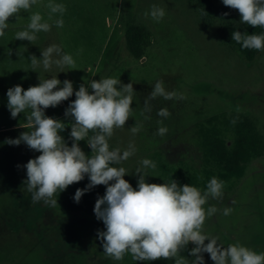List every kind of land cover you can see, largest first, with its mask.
I'll list each match as a JSON object with an SVG mask.
<instances>
[{
    "label": "rangeland",
    "instance_id": "374dc122",
    "mask_svg": "<svg viewBox=\"0 0 264 264\" xmlns=\"http://www.w3.org/2000/svg\"><path fill=\"white\" fill-rule=\"evenodd\" d=\"M54 2L66 5L67 10L62 17L52 14L51 31L38 33L35 42L15 40V33L24 30L31 12L39 11L47 20L49 9L44 5L48 0H39L31 12H21L23 19L18 23L10 17L11 25L0 37V264H174L164 259L136 262L130 254L122 261L106 256L97 239V231L106 229L93 211L97 197L105 194L104 185L68 206L59 200L62 192L57 193L54 207L32 202L23 185L27 176L22 166L40 153L23 143H3L27 131L20 127L25 123L23 113L11 118L6 93L15 85L27 90L38 85L39 78L53 76L72 81L74 92L81 84L88 86L100 78L133 83L137 93L131 105L133 116L109 140L111 148L122 150L130 141L135 143V155L119 165L130 173L124 179L135 188L138 177L134 171L148 158L157 164L155 170H147L148 183L174 179L203 191L212 177L225 181L223 199H210L205 205L219 211L206 218L204 234L217 238L224 247L239 242L264 252V51L246 49L247 57L227 35L244 27L248 34H261L264 28L241 24L238 10L226 7L222 0ZM154 4L166 11L160 22L144 15ZM61 18L63 27H56L53 22ZM132 26L144 28L147 34L139 59L126 50L125 32ZM51 44L73 54L76 68L60 72L53 66L45 72L41 66L32 71L28 58H42L41 51ZM159 79L186 99L151 101V120L144 121L143 129L133 136L130 127L143 120L144 100ZM73 100L74 94L45 114L68 123L64 112ZM164 107L171 116L159 124L162 118L157 111ZM161 126L169 130L164 137L154 135ZM70 131L68 127L61 133L69 146ZM79 144L91 154L86 141ZM82 181L85 187L89 183L87 176ZM224 207L233 209L230 215L223 214ZM193 247L190 243L181 253L189 264L194 259L189 255ZM203 256L205 264H214L208 253Z\"/></svg>",
    "mask_w": 264,
    "mask_h": 264
},
{
    "label": "clouds",
    "instance_id": "9594fccd",
    "mask_svg": "<svg viewBox=\"0 0 264 264\" xmlns=\"http://www.w3.org/2000/svg\"><path fill=\"white\" fill-rule=\"evenodd\" d=\"M38 2L0 0V37L5 36L10 27V17H15L18 23L23 19L20 13L31 12ZM222 3L238 10L241 24L264 28V0H222ZM44 7L49 9L48 19L45 20L39 11L31 12L24 30L15 33V40L35 42L38 33L51 31L53 24L49 21L52 14L58 13L62 17L67 10L66 5L54 0H48ZM144 15L160 22L166 11L154 4ZM53 23L62 28L64 21L61 18ZM232 41L243 49L264 51V33L248 34L237 30L232 33ZM82 51L78 50L76 55ZM41 57L38 59L31 55L28 58L32 71L41 66L45 72L53 66L60 72H65V68H76L74 55L64 52L58 44H51L42 50ZM39 80L38 85L27 90L21 85L7 90V108L11 118L16 119L23 113L25 123L20 127L27 131L3 142L10 146L23 143L30 150L40 153L22 166L27 176L23 185L31 194L33 203L43 202L54 207L58 204L57 193L87 176L89 183L83 189L78 188L73 199L79 203L86 192L98 185L106 186L105 194L97 197L93 211L106 229L97 231V239L103 252L112 260L122 261L130 254L136 262L164 259L174 260V264H189L181 253L191 243L194 245L189 252L194 257L191 264H205L203 253H208L214 264H264V252L258 253L239 242L224 247L217 238H210L203 232L206 218L219 211L215 206L205 208V205L210 199H223L225 181L212 177L203 191L189 184L180 185L174 179L162 184L148 183L146 177L150 175L147 170L157 168L156 162L148 158L142 159L134 171L138 177L135 188L124 179L130 173L119 165L135 155V143L130 141L122 150L120 147L111 148L109 140L115 130L124 128L126 121L133 116L131 105L137 94L133 83L124 84L120 79L111 77L100 78L92 80L88 86L81 84L74 92L73 82L68 79L61 81L53 76ZM89 89L92 91L89 92ZM73 94L75 100L68 104L64 112L68 123L45 114L46 109L57 107ZM161 97L166 101L186 99L182 92L168 90L163 79L157 80L144 100L140 113L143 120L130 127L133 136L143 129L144 121L151 120V101ZM237 111L240 109L237 108ZM157 116L162 118L158 123L163 124V119L169 118L171 113L164 107L157 111ZM231 122L235 124L236 120ZM68 127L71 128V146L61 135ZM168 131L166 126H161L154 135L164 137ZM80 141H86L91 149L90 155L82 150ZM232 211L231 207H224L223 214L227 216Z\"/></svg>",
    "mask_w": 264,
    "mask_h": 264
},
{
    "label": "trees",
    "instance_id": "16d2710c",
    "mask_svg": "<svg viewBox=\"0 0 264 264\" xmlns=\"http://www.w3.org/2000/svg\"><path fill=\"white\" fill-rule=\"evenodd\" d=\"M238 29H235L234 31H237ZM233 31V32H234ZM239 31L241 32H246L247 31V27H244L242 29H239ZM232 31L227 32L228 38L230 39V41H232ZM147 37L146 31L144 30V28L142 27H129L126 32H125V45H126V50L128 51V53L135 59H139L142 56L143 53V47L145 44V38ZM235 43V45H237V47L239 48V50L241 51L242 54L246 55L248 57L249 54L247 53L246 49H243L242 46L238 43H236L235 41H233ZM80 188L83 189L85 188L83 181H80L78 183H74L70 186H68V188L63 191L60 196H59V200L61 201V203L64 206H68L71 205V201L73 202L74 199V195L76 190ZM70 201V202H69Z\"/></svg>",
    "mask_w": 264,
    "mask_h": 264
}]
</instances>
